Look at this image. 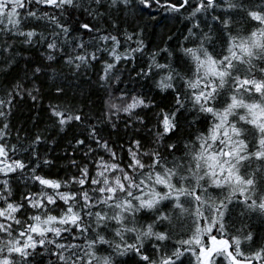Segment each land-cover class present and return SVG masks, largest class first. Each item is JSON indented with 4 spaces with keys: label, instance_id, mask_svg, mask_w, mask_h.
<instances>
[{
    "label": "snow or ice",
    "instance_id": "snow-or-ice-1",
    "mask_svg": "<svg viewBox=\"0 0 264 264\" xmlns=\"http://www.w3.org/2000/svg\"><path fill=\"white\" fill-rule=\"evenodd\" d=\"M153 9L187 22L186 34L161 30L150 49L141 21H155ZM33 49L40 62L24 54ZM144 57L136 77L171 96L164 107L114 95ZM20 61L0 86V264H264L251 224L264 223V0H0V75ZM96 63L105 98L93 114L74 81ZM45 88L51 124L15 127L17 102ZM154 108L149 128L137 110ZM121 114L139 138L103 134L119 131ZM185 123L195 133L185 137ZM73 126L81 159L51 178L39 148L48 129Z\"/></svg>",
    "mask_w": 264,
    "mask_h": 264
},
{
    "label": "trees",
    "instance_id": "trees-1",
    "mask_svg": "<svg viewBox=\"0 0 264 264\" xmlns=\"http://www.w3.org/2000/svg\"><path fill=\"white\" fill-rule=\"evenodd\" d=\"M151 15L155 16V21L148 20V13L144 14V17L141 21L142 26L145 27L144 39L145 43L149 45L151 49L158 42V34L163 30V32L167 34L175 35L178 38H182L183 34H186V23L181 19H171L169 16L161 11H157L155 9L152 10ZM236 18V17H234ZM132 31L133 29H129ZM86 40L87 36L84 37ZM176 41H172V44H175ZM134 46V45H133ZM43 49H33L31 53L25 52V55H31L34 60L37 62L41 61V53ZM147 57H144L137 61V67L135 69L132 68V64L129 63L126 66V70L123 71L121 75V82L119 84L114 83V95L118 96L120 94V90H124L129 94V97L132 94H143L144 96L151 97L153 102L160 105V107H164L171 103V96L161 93L158 89L154 87L153 81L150 79L137 78L136 72L139 71L141 66L146 67ZM163 62V61H161ZM44 63H47L44 61ZM57 67L58 71L62 73H68L69 69L64 66L54 65ZM24 68V62L20 61V63L11 70V75L9 77H5L0 75V86L7 83L11 80L12 76L22 74ZM121 69L125 68V65H120ZM102 73V67L100 63L94 64L92 67L87 70L81 69V75L74 81V83H78L82 89L86 91L91 97V100L94 102L93 114H98L100 110L103 109V100L105 98V91L100 87L99 76ZM158 79V77H156ZM71 95V93H70ZM55 102V101H52ZM118 103H125L124 101H117ZM50 103L49 93L47 88L42 90V95L38 102H33L31 99L25 97L23 100L17 102L16 108L14 109L12 124L15 127H22L27 133L32 134L38 130H45L48 125L51 124L49 118L48 105ZM87 111V109H85ZM158 111L157 108L152 109L150 112H137L146 116V120L149 121L148 127L151 128L155 123L154 112ZM127 117L124 114H121V120L118 124L119 131H112L110 128L104 131V135L107 137L111 132V138L117 139L119 138L120 143H124L129 136H134V138H139L135 136L132 127L125 128V120ZM134 119V117H133ZM188 121L192 120L191 116L187 117ZM131 123V121H129ZM136 128L140 126L135 125ZM198 125L197 124H184V136L186 137L189 132L195 133ZM24 132L21 133L23 137ZM47 135L49 137L50 143L48 145H41L39 151L42 156L52 160L54 162L55 167L51 169H46L45 172L49 173L51 178L63 177L65 171L74 174L75 169L69 166L70 159L80 160L81 156L79 154L73 155V150L69 146V141L75 143L73 137L83 138L79 135V130L73 126L69 127L65 130L64 133H61L59 136L56 135L55 131L48 129ZM147 133L144 130H141L140 137L146 136ZM55 137L56 142L51 143L52 138ZM15 142V139H13ZM94 146V145H93ZM179 154V153H177ZM252 228L259 234L264 233V223L253 220L251 222ZM128 259H136L135 257H129ZM184 264H188V257H184Z\"/></svg>",
    "mask_w": 264,
    "mask_h": 264
}]
</instances>
